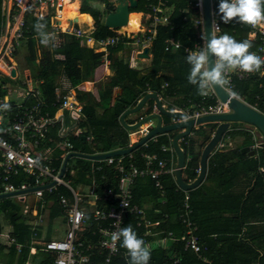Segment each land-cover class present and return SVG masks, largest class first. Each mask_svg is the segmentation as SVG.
<instances>
[{"label":"built area","instance_id":"1","mask_svg":"<svg viewBox=\"0 0 264 264\" xmlns=\"http://www.w3.org/2000/svg\"><path fill=\"white\" fill-rule=\"evenodd\" d=\"M74 1L2 0L0 104L8 103L10 108L0 109V195H12L0 197V244L7 248L14 247L20 254L28 242L22 243L18 240L14 234V224L8 219L11 208L5 204L4 199L11 197L14 198L15 203L22 206L20 213L30 225L32 231L29 241L30 252L40 251L50 254L54 258L53 264H131L128 250L122 248L121 240L112 239L114 233H119L122 228L126 227L128 215H134L137 225L146 229L143 233V240L149 247L151 245V239H148L150 236L166 233L158 240L165 244L184 242L185 250L191 251L198 258V261L193 264H214L208 255V247L200 241L199 227L193 219L194 209L189 190H183L184 199L179 219L184 226V231L179 235L173 231H153L152 228L159 227L161 222L150 219L146 208L133 201V189L137 179L149 177L155 181L161 201L165 203L167 192L162 177L173 175L177 165V156L172 143L163 146V151L171 153L169 159H160L157 154H143L145 160L143 166L136 164L133 160V152L92 160L94 165L97 162H105L119 172L120 180L117 189L101 186L96 179L89 183L80 180L76 186H73L70 177H76L77 172L76 168L70 164L72 158L64 174L61 175L67 156L72 152H77L69 136H80L86 132V128L80 126V122L84 119L83 104L78 99L76 91L74 93L73 89H69L56 112L52 114L47 109L44 100L40 99L39 91L30 86L19 90L14 81L17 82L20 79L17 55L27 37V17H49L52 33L75 35L87 45L95 44L96 40L92 36L94 26L85 30L79 21L66 16L67 4H72ZM215 1L210 0L212 35L213 37L224 34L232 36L225 32V23L215 10ZM168 2L169 0H157L150 5L149 12H143L144 20L140 27V32L144 34L141 41L142 47L152 45L158 27L170 23L174 7ZM192 3L197 10L194 23L199 29L198 37L201 40H198L191 48L184 47L180 39L168 38L166 39V51L184 48L188 54H191L193 51L206 50L204 0H192ZM249 28V38L258 43V47L250 52L264 59V21L249 25ZM114 31V35L96 42L101 47L115 46L127 36L121 29H114ZM129 37L134 36L131 34ZM13 71L15 75L12 74ZM255 75H264V65H261V69L256 72H246L238 67L226 69L224 76L227 83L222 87L232 96L245 101L236 92V81L246 80ZM30 96L36 98L31 104L26 102ZM206 96L215 98L216 102L209 105L198 104L194 109L191 106L178 110L187 113L189 118L231 111L228 103L219 98L214 87L208 90ZM252 106L260 110L256 105ZM67 116L71 124L67 123ZM143 117L144 115H140L137 121ZM150 123L141 125L131 133L138 134L140 138L143 137L151 129ZM55 125L59 126L56 128V137L52 134ZM248 129L254 133V147L263 153L264 148L261 144L264 142V136L255 127ZM86 139L91 143L94 137L88 134ZM132 145L133 143L130 144ZM222 146H224L223 142L219 144V147ZM105 152L108 151L95 150L92 154ZM96 167L101 169L100 164ZM51 199L56 201L64 219L65 231L61 238L47 239L40 235L41 229L47 224ZM170 264H182L181 258L172 257Z\"/></svg>","mask_w":264,"mask_h":264},{"label":"trees","instance_id":"2","mask_svg":"<svg viewBox=\"0 0 264 264\" xmlns=\"http://www.w3.org/2000/svg\"><path fill=\"white\" fill-rule=\"evenodd\" d=\"M118 0H83L81 8L82 13H89L94 19V31L92 33L93 38L96 41L105 40L108 37L114 35V31L109 29L104 24V16L115 10V3ZM100 3L104 7L100 9L94 6V3ZM157 2V0H139L138 6L131 8L132 12H149L150 5ZM168 4L173 6V13L171 15V21L167 25H161L158 27V32L154 38L152 45L150 46V53L152 58L147 67V72H143L144 69L133 68L129 62H125L124 59H120L111 56L112 65L115 70L114 76L111 77L105 92L102 95L99 104H83L84 119L80 122V126L86 128V132L80 136L70 135V140L74 143L75 149L84 153H93L97 151H110L118 148H126L130 143V131L126 129L121 121V114L126 110L134 107L141 100V98L149 92L157 93L164 101L167 102L169 109L178 108H196L198 104H214L215 98L202 96L198 93L195 85L188 82L187 76L190 70V65L186 62V56L189 55L184 48L172 51H166V39L175 38L180 39L184 47L193 48L195 43L201 38L198 37V28L195 26L194 20L197 17V10L193 6L192 0H169ZM75 11L80 13L79 2L76 4ZM2 0H0V31L2 22ZM215 10L218 12V0L215 1ZM37 23H43L45 25V33H49L51 29V20L47 18H35L27 17V31L24 40L27 42L30 54L27 55V60L34 63L36 60V39L32 38L41 36L36 31L34 25ZM225 32L231 34L237 41H249L251 47L248 51L255 50L258 47V43L249 38L250 28L249 25H242L237 19H232L230 22L224 24ZM61 42L58 46H54L52 39L47 44L49 48H52L54 53L63 55V58H57L50 50H46L43 53L42 60L40 62V70L37 71L36 76L42 80L41 83V100L47 105V109L54 114L58 109L61 101L67 94V90L62 94L61 101L57 100L56 87L57 79L60 75L64 74L67 81L70 82L71 87L78 86L86 75H91L96 64H98L102 58L101 53L95 52L93 48H90L87 44L83 43L82 39L71 34L61 33ZM140 35V34H139ZM144 36V34H141ZM146 36V35H145ZM131 37H124L118 45L110 47V52L117 53L124 48L123 42L132 41ZM40 45L44 48L45 44L40 42ZM42 48V49H43ZM114 56V57H113ZM34 61V62H33ZM171 70V73L167 74L165 71ZM167 83V85H166ZM61 84V83H60ZM236 92L248 103L256 105L260 110L264 111V75H255L246 80H237ZM116 86H121L123 92L118 97L116 103L111 105V98L113 96V89ZM85 93L78 91V98L82 102ZM36 100L31 96L27 99V103L31 104ZM154 101L148 102V108L143 113L147 115L154 110ZM99 107L102 108V112L99 111ZM140 116V115H139ZM138 116V117H139ZM169 120V119H168ZM134 122V121H133ZM211 126H216L211 124ZM59 126L55 125L52 130L54 137L57 136V129ZM237 132L229 131L228 136H234ZM92 134L94 139L90 143L86 139V135ZM174 134H163L147 142L146 145L138 148L133 152L134 161L136 164L143 166L144 158L143 154H157L160 159H169L171 157L170 152L163 151V146L170 145ZM211 137V131L201 127L195 131V136L186 137L181 141L182 148L187 153V164L184 169L185 180L191 181L198 175L199 161L202 152V148L208 142ZM264 155V152L262 153ZM239 157V154H236ZM128 158V157H127ZM235 156H228L221 152L217 153L216 158L210 162L209 172L207 179L215 182L219 187L226 190L229 184V175L235 168L234 163ZM74 160V162H72ZM73 163V164H72ZM70 164L77 168L76 183L83 180L87 183L91 180L96 181L101 186H108L118 188L120 174L114 169L112 165H107L105 162H97L95 165L91 160L75 157L70 160ZM100 164L101 169L96 166ZM258 170V169H257ZM260 174V173H259ZM257 175V173H256ZM163 183L166 187L167 199L165 203L161 201L158 189L155 186V181L149 177L137 179L134 185V202L143 205L147 196H151L155 202L154 206L148 211V217L154 221L159 220L162 228H165L166 232L173 231L176 235L181 234L184 231L179 214L182 209V203L184 199V191H182L175 183L171 175L162 177ZM192 194V206L194 205L193 219L199 220L200 238L202 241L208 244V255L216 261L215 264H242L243 261L249 263L258 261L260 264H264V255L261 256L255 244V240L252 242L237 241L233 238L235 243L227 236L223 235L225 241L231 240V246L227 250L226 247H222L217 251V242L210 235L214 232L211 226L205 225L203 218H201V208H206V203L198 200V194L196 190L191 192ZM243 205L251 202L258 206L260 213L264 214V173L258 177L257 183L251 189L250 194L243 201ZM200 206V209L199 207ZM204 206V207H202ZM157 209V214L154 215ZM152 214V216H151ZM14 224V234L18 240L22 243H26L23 252L16 256L14 248L9 253L8 264H25L30 253L29 241L32 231L29 226L25 224L23 216L18 214L10 215ZM172 219H176L181 228L177 232L176 227L167 226ZM198 221V222H199ZM131 226L137 233L139 238L143 239V233L145 228L137 225V220L134 215L127 216L126 227ZM160 225V227H161ZM157 230V228H155ZM181 230V231H180ZM148 239H151L148 238ZM236 244V245H235ZM122 248H124L122 246ZM43 262L41 264H53L54 258L48 253H42ZM177 256L181 258L182 264H193L198 261L197 256L191 251H187L184 248V242L177 241L171 242L165 249L157 248L150 256V264H170L172 257ZM121 261V260H119Z\"/></svg>","mask_w":264,"mask_h":264},{"label":"crops","instance_id":"3","mask_svg":"<svg viewBox=\"0 0 264 264\" xmlns=\"http://www.w3.org/2000/svg\"><path fill=\"white\" fill-rule=\"evenodd\" d=\"M80 3H81V5H79L80 6V8H79L80 13L75 11L76 6H77L76 5L77 2L75 4L69 6L68 12H69V14H74V16H76V15L89 16L92 19V21H90V20L84 21V20H81L80 17L74 18L80 22V25L82 26V28H84L85 30H89V27L94 26V19L89 13H82L81 8L83 5V0H81ZM74 5H75V7H74ZM1 13H2V9H1ZM132 13L133 14L136 13V14L141 15V17H140L141 18L140 19V27H141L142 21L144 20L143 12H132ZM132 13H130V15ZM1 25H2V22H1ZM94 28H95V26H94ZM140 29H138V30H140ZM111 30L114 31V29H111ZM121 30H123V29H121ZM130 32L131 31L125 32L127 34L126 37H129L132 34V36H134L132 38L133 40L123 42L124 48L117 53L112 54L110 52V47H113V46L101 47L99 45V43L96 41H95L94 45H91V44L88 45L90 48H93L95 50V52L102 54V58H101L100 62L98 64H96L94 72L91 75L87 74L85 80H83L78 86H76L74 88L71 87L70 82L67 81V78L65 77L64 74L60 75L59 78L57 79L58 86L56 87L57 100L61 101V96L65 92V90H67V92H68L69 89H73L74 93L76 91L77 97H78V91L85 93V95L83 96L84 100H82V103H84V105H85V103L86 104H99L100 100L102 98V95L105 92L104 91L105 88L107 87L109 81L111 80V77L114 76V74H115V70H114V67L112 65V60H111L112 55H114L115 57H118L120 59L123 58L124 61L129 62L130 66L133 68L144 69L143 72H147L146 69L149 65L151 58H152V53H150V46L151 45L148 46V48H149L148 57H140V53H142L143 50L146 48V47H142V45H143L141 42L143 40L142 39L143 36L141 35L142 33L140 31H137V30L134 32L132 31V33H130ZM49 33H52L51 29H50ZM114 33H115V31H114ZM29 38H31V36ZM29 38L26 37L27 40ZM32 38L36 39V46H35L36 60H35V62L33 61L34 63H32L30 65L27 63V62H29L27 60V55L30 54V51H29L28 46H26L27 42L24 40L22 46L19 48L17 58L20 55V52L22 54L26 53V55H25V59L22 60V62L18 58L19 59L18 62L20 63V65H18L19 66L18 74L20 75V80L18 81V83H15V85H17L19 87V90H21L23 87H29L30 86L32 89L39 91L40 96H41L42 92H41L40 86H41L42 80L38 79V77L36 76V73H37V71L40 70L39 65H40V62L42 60L44 51L50 50L52 52V54L54 52H53L52 48L48 47L47 44L43 48L40 45V41H39L40 38H38L37 36H34ZM52 42H53L54 46H58L61 42V35H57V36L55 35L54 40L52 39ZM21 50H23V51H21ZM54 55L57 58H63L64 57L63 55L58 54V53H54ZM21 66H24V69H23L24 73H25L24 79L22 78V75L20 72ZM165 73L169 74V73H171V70L168 69L167 71H165ZM28 79H30V82H28ZM122 92H123V88L121 86H116L113 89V96L111 98V105L112 106L116 103L118 97L120 96V94ZM62 99H63V97H62ZM162 101H163V104L168 107L167 102L164 101L163 99H162ZM147 108H148V104L138 114L128 115L126 117V121L129 124L135 123L138 120V116L143 115V113L147 110ZM177 109H179V108L176 107V108L171 109V110H177ZM99 111L102 112L103 111L102 108L99 107ZM154 111H156V110H153V112ZM122 114H121V116H122ZM169 121L170 120H168V121L165 120L164 123H167ZM68 124H71V122ZM150 127H151V123H150ZM201 127H203L204 129H207V130L210 129L209 124H202V125H196L194 131L199 130ZM250 127L251 126H249L246 123H240V124L236 125L235 128L231 131H234L237 133L234 136H228V134H227L225 136L224 140L222 141L224 143V146L218 147L217 150L215 151V153H213V155L211 156V158L208 161V172H209L210 162L213 160V158H216L218 152H221L223 154H227L230 157H231V155L235 156V158H234L235 168H233V171L229 175L230 181H229L227 189L224 190L221 187H219L215 182L209 181L207 179V176H208V172H207V176H206L205 180L203 181V183L201 185H199L197 188L189 190V192L191 194L192 191L196 190V192L198 194V200L203 202V203H206V208H209L207 210L206 209L204 210V208L200 209V206H197L201 210L200 211L201 212V218H203V222L205 221L204 224L205 225L207 224L208 227L211 226L212 228H214V230L219 231V232H214L210 235L213 239L218 241L217 242V251L222 247H226V249L228 250L231 246L232 241L235 243L233 238H236L237 241L241 240V241H244L246 243L252 242L253 240H255L256 247L257 246L260 247L257 249H258V251H260V254L262 256V255H264V214L263 213L261 214L259 209H258V206L252 204L251 202L247 203L246 205H243L244 199L249 196L251 189L257 183L258 177H260V175H262L263 168H264V155L261 153V150H258V149H256V147H254V145H255L254 133L248 129ZM131 132L133 133V131H130L129 146L131 143L134 144L141 139L138 134H132ZM211 135H212V133H211ZM190 136H192V137L195 136V133H193ZM113 150H115V149H113ZM113 150H110V151H113ZM76 151L79 153L88 154V155L92 154V153L80 152L78 150H76ZM237 153L239 154V157L236 156ZM88 160H91V159H88ZM256 173H257V175H256ZM169 175H171V174H169ZM171 176L174 179L176 185L179 187V185L176 182L175 175L173 174ZM184 177H185V174H184ZM195 179H192L189 182H193ZM180 189L182 191L184 190L182 188H180ZM191 201H192V194H191ZM154 203L155 202L152 200L151 196L146 197L145 203L142 206H144L146 208L147 215H148V211H150V209H152V207L154 206ZM16 204L18 205L19 208L22 207L20 204H18V203H16ZM8 207H10V206H8ZM193 207H194V205H193ZM202 207H204V206H202ZM10 210H11V212H9V214H8V217H9L8 219L10 220L11 223H13V221H12L10 215L18 214L20 216H23L22 213H20L21 212L20 210H15L13 208H11ZM49 210H50V213L48 215L47 224L45 227L48 228L51 226L53 231H54V229H56V230L62 229V232L60 233L61 235L57 234V236L52 237V236H47V234H44L43 232H40V235H43V237H46L47 239L61 238L64 235L65 224H64V219L60 213L59 207H58V205L54 199H51V204H50ZM154 210H155L154 215H156L158 210L157 209H154ZM151 216H152V214H151ZM156 221H158V220H156ZM195 221L197 222V225L199 227V230H198V235H199L201 224H200V221L198 219ZM25 224L27 226H29V228H30V225L28 223H26V220H25ZM167 226H173L174 228L176 227L177 232H179V229L182 227L181 224L176 219H172V221L168 225H166V227ZM155 228H157V230ZM152 229H153V231H157V232L161 231V230H165V228L164 229L162 228V225H161V227L156 226V227H153ZM54 232H56V231H54ZM165 234L166 233L157 234L156 236H152V237L150 236L151 237V245L149 248H150L151 253L157 248L165 249L169 246L170 242L165 244V243L158 240L159 238H162ZM223 235H227L232 241L231 240H229V242L225 241L223 239ZM199 237H200V235H199ZM202 240L203 239L200 238L201 243L205 246H208V244L204 243ZM2 248L4 250L6 249L10 253L11 249L14 247L7 248V246L0 244V249H2ZM15 251H16V249H15ZM20 254H18L16 251V256H19ZM42 256L43 255L40 251L37 253H31L29 255L28 259L26 260L25 264H41L43 262ZM16 263H17V259H16L15 264ZM213 263L215 264L216 261L213 260ZM242 264H252V263H249L248 261H243ZM253 264H260V262L255 261V262H253Z\"/></svg>","mask_w":264,"mask_h":264},{"label":"water","instance_id":"4","mask_svg":"<svg viewBox=\"0 0 264 264\" xmlns=\"http://www.w3.org/2000/svg\"><path fill=\"white\" fill-rule=\"evenodd\" d=\"M139 0H118L115 5V10L108 13L104 18V24L109 29H122L127 26L130 21L131 8L138 6ZM205 12V37L206 48L207 41L212 35L211 25V3L210 0H204ZM149 48L146 47L140 57H148ZM215 60L214 56H209V64ZM15 75V71L12 73ZM219 98L228 103L231 111L222 114L203 115L198 118H189L188 114L181 110H171L163 104L162 98L155 92H149L144 95L136 106L124 112L120 118L122 125L129 131L137 130L141 125L151 122L149 132L141 137L139 141L130 147L119 148L113 151H108L101 154H83L79 152L70 153L64 161L61 175L64 174L66 166L71 158L80 157L84 159L99 160L106 159L112 156L126 155L134 152L138 148L145 145L150 140L163 134H174L172 138V146L177 156V165L174 172L177 184L184 190H192L203 183L208 172V161L215 153L219 144L224 140L229 131L233 130L236 125L246 123L251 127L257 128L264 136V112L254 108L249 103L232 96L223 87H214ZM150 100L154 101V112L144 115L143 119L129 124L126 121L128 115L138 114L141 112ZM164 123L165 120L168 121ZM65 122V121H64ZM209 124L212 133L210 139L202 149L199 161V173L193 182H188L184 178V169L187 164V153L181 146V141L195 133V126ZM215 124L216 126H211ZM250 127V128H251ZM264 148V142L261 144ZM264 173V168H263ZM12 194H2L0 197H7Z\"/></svg>","mask_w":264,"mask_h":264},{"label":"clouds","instance_id":"5","mask_svg":"<svg viewBox=\"0 0 264 264\" xmlns=\"http://www.w3.org/2000/svg\"><path fill=\"white\" fill-rule=\"evenodd\" d=\"M218 14L224 23L236 18L239 22L256 25L264 21V0H218ZM34 27L41 36L42 44L46 45L50 39H54V33L42 31L45 27L43 23H37ZM250 47L249 41H237L227 34L210 37L206 50L193 51L186 56V62L190 65L188 82L195 85L198 93L204 96L212 87H222L227 83L224 76L226 69L238 67L246 72L259 71L261 65H264V59L249 52ZM210 55L215 57L211 65ZM9 108L8 103L0 104V109ZM112 239L121 240L122 246L128 250L131 264H148L150 248L130 225L114 233Z\"/></svg>","mask_w":264,"mask_h":264},{"label":"rangeland","instance_id":"6","mask_svg":"<svg viewBox=\"0 0 264 264\" xmlns=\"http://www.w3.org/2000/svg\"><path fill=\"white\" fill-rule=\"evenodd\" d=\"M94 6L95 7H98V8H100V9H103V5L102 4H100V3H94ZM74 7H75V5H74ZM73 7V8H74ZM107 15V14H106ZM105 15V16H106ZM105 18V17H104ZM95 24V23H94ZM137 31H141V30H137ZM123 32H124V30H123ZM126 32V31H125ZM134 32V31H133ZM130 33H132V32H130ZM56 36H57V34H55ZM54 40V39H53ZM21 51H23V50H21ZM25 55H26V53H24V54H22L21 52H20V55L18 56V58L21 60V62H22V60H24L25 59ZM17 58V63H18V65H20V63L18 62V59ZM29 65L31 64V62H27ZM24 66H21V70H20V72H21V75H22V78L24 79ZM20 80V79H19ZM7 81V80H6ZM14 83H18V81L16 82V81H14ZM67 122L68 123H70V119H69V117L67 116ZM134 132V131H133ZM72 162H74V160L72 161ZM73 164V163H72ZM77 168H76V172H77ZM71 178V181H72V184H73V186H76V177L75 176H72V177H70ZM4 202H5V204L6 205H8V206H10L11 208H13V209H15V210H20L21 208H19L18 207V205L15 203V200H14V198H11V197H9V198H5L4 199ZM54 231H56V232H54ZM54 231L52 230V228H51V226L50 227H48V228H42L41 229V232H43L44 234H47V236H52V237H54V236H57V234H59V235H61L60 233L62 232V229H60V230H56V229H54ZM41 240H42V238H41ZM8 261H9V252L5 249H0V264H8Z\"/></svg>","mask_w":264,"mask_h":264},{"label":"bare ground","instance_id":"7","mask_svg":"<svg viewBox=\"0 0 264 264\" xmlns=\"http://www.w3.org/2000/svg\"><path fill=\"white\" fill-rule=\"evenodd\" d=\"M80 3L81 2V0H75L74 1V3H72V4H67V6H66V11H65V13H66V16H67V18H78V17H80V19L81 20H90V21H92V19L89 17V16H86V15H76V16H74V14H69V6H71V5H73V4H75V3ZM141 17V15L140 14H136V13H132L131 15H130V21H129V24L127 25V26H125V27H123L122 29L124 30V31H136V30H138V29H140V18ZM63 24H64V22H62Z\"/></svg>","mask_w":264,"mask_h":264}]
</instances>
